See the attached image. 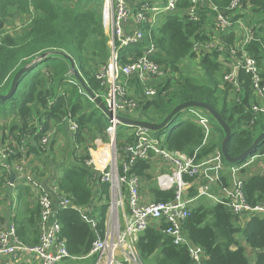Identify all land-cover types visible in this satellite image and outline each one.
Listing matches in <instances>:
<instances>
[{
    "label": "trees",
    "instance_id": "1",
    "mask_svg": "<svg viewBox=\"0 0 264 264\" xmlns=\"http://www.w3.org/2000/svg\"><path fill=\"white\" fill-rule=\"evenodd\" d=\"M129 1L135 11L143 4L152 6L157 3L155 0ZM231 1L211 0L227 14ZM158 2L165 5L167 0ZM190 5L191 0H178L175 11L164 13L152 27L143 26L145 36L139 44L123 49V53L129 51L136 57L153 46L155 50L151 59L168 73L166 80L157 85V96L140 103L139 111L131 117L161 123L180 104L188 101L207 103L231 127L227 151L231 157H237L264 132V114L252 110L257 99L250 74L241 70L239 85L229 84L224 80L227 69L218 61V48L202 56L194 51L195 43L210 40L208 30L215 12L202 8L198 19L194 20L186 12ZM238 9L244 13L235 11V20L244 17L256 25L254 39L247 50L257 59L264 76V0H240ZM17 17L26 20L15 24ZM14 26H18V30ZM108 39L103 24V0H0V94H8L15 75L26 68L14 94L0 100V141L8 144L10 149L7 163L14 169L15 163H21L30 154L44 155L48 148L42 144V138L52 128L57 133L62 132L71 142L69 160L62 166L63 174L58 185L76 207L109 199V185L99 181V174L86 165V160L90 158L89 148L95 139H108L110 120L71 72L72 60L90 89L105 103L96 74L110 56ZM236 39L233 32L222 34L220 44L232 48ZM198 57L201 75L195 69L185 68ZM136 88L143 91L138 82ZM187 110H200L208 115L213 122V137L205 143L206 130L193 119L177 126L176 120L185 112L181 111L173 117L171 128L159 130V133H166L164 146L171 151L195 156L196 160L219 149L225 165L242 168L240 173L245 180L243 188L247 203L251 206L264 203V170L261 171L264 139L244 160L231 163L222 152L225 137L222 126L204 109ZM69 115L79 125L74 135L69 133L63 121ZM133 128L118 127V142L132 141L130 131ZM21 147L25 149L21 150ZM257 160L260 166L256 165ZM151 171L152 164L147 160H140L133 168V172L144 180L150 178ZM5 175L11 178L9 171H5ZM219 182L223 186L229 184L226 176ZM31 189L23 183L18 185L14 222L19 237L29 245H36L41 236V208L38 202L31 204ZM197 193V189L192 188L189 196L194 197ZM148 194L152 201L168 202L174 198L175 190H161L149 184ZM194 201L189 206L184 230L188 239L203 250L205 264H264L263 215L245 214L242 223L240 214L222 203L206 196ZM106 207L98 204L97 230L103 228ZM58 218L60 235L70 256L63 261L86 260L96 239L95 229L76 208L60 209ZM165 226L151 225L139 235L137 249L142 261L155 256V264H194L188 248L174 244L163 231ZM245 246L254 250L252 258ZM93 261L90 264H94Z\"/></svg>",
    "mask_w": 264,
    "mask_h": 264
},
{
    "label": "built area",
    "instance_id": "2",
    "mask_svg": "<svg viewBox=\"0 0 264 264\" xmlns=\"http://www.w3.org/2000/svg\"><path fill=\"white\" fill-rule=\"evenodd\" d=\"M177 2L178 0H167L165 5H162V2L152 6L143 4L135 11L129 0H103V24L109 38L110 56L106 63L99 66L96 75L102 86L101 96L112 111L113 118L109 119L107 144L101 147L97 145L104 140L102 138L94 143L89 148L90 158L86 160V165L99 174L98 179L101 182L109 185V199L107 202L94 201L87 206L76 207L72 200L61 192L59 185L53 187L54 192L47 191L38 181L31 183L29 179L27 182L22 176L23 167H17L21 174L20 183L33 188L36 202L40 205L41 236L38 244L29 245L19 237L14 221L1 227L0 264H58L69 258L60 235L61 224L58 218V211L69 207L78 209L83 219L95 229L96 239L87 255L95 258L94 264H144L137 249V242L139 235L154 224H166L163 231L172 238L174 244L186 246L194 264H205L203 250L188 239L184 230V223L190 213L189 206L200 197L206 196L214 202L224 204L240 214V218L245 214L264 216V203L251 206L246 201L243 188L245 180L240 173L242 168H229L225 165L219 149L196 160L195 156L190 157L183 152L166 148V133L144 127L133 128L132 141H125L123 144L118 142L117 129L124 124L117 116L138 119L131 116L139 111L140 103L157 96V85L168 76L167 70L151 59L155 50L153 46L136 57L129 51L123 53V49H130L139 44L145 36L143 26L148 24L152 27L157 24L164 13L176 10ZM239 6L240 0H232L227 8L230 13L227 14L211 0H191V5L186 11L191 19L197 20L202 8H210L215 12L208 30L211 33L210 40L206 43H195L194 51L198 56H202L213 53L218 48V61L227 69L224 80L229 84L239 85L241 70L250 74L257 99L252 104V110L264 114V76L257 59L247 50V46L254 39L253 29L256 25L240 18L235 20V11L244 13L238 9ZM231 32L237 39L232 48H227L226 45L220 44V38L222 34ZM137 82L142 85V92L137 90ZM96 96L99 97L97 94ZM194 114L193 120L203 126L207 134L211 127L210 118L198 112ZM63 121L70 134L74 135L78 131L79 125L70 115ZM55 133L56 129L52 128L42 138L45 147ZM205 139L206 143L207 137ZM22 149L25 147H21ZM9 155L8 144L0 141V170L12 171L7 163ZM140 160L150 161L152 170H159V189L175 190L171 201L146 200L142 193L144 178L133 172ZM161 160L167 162V167H162ZM154 163L158 165L157 169ZM263 170L264 167L261 171ZM225 176L229 180L227 186L219 182ZM5 178L8 185L14 184L8 175H5ZM192 188L198 191L194 197L189 196ZM98 204L107 206L102 217L101 230L96 229Z\"/></svg>",
    "mask_w": 264,
    "mask_h": 264
},
{
    "label": "crops",
    "instance_id": "3",
    "mask_svg": "<svg viewBox=\"0 0 264 264\" xmlns=\"http://www.w3.org/2000/svg\"><path fill=\"white\" fill-rule=\"evenodd\" d=\"M141 1V0H137ZM147 1V0H145ZM153 1V0H148ZM156 2L160 0H155ZM241 20H245L247 23H249L248 18H240ZM244 33H242L243 35ZM194 112L198 111H192V116L195 117ZM204 117H208L203 111ZM200 113V112H198ZM201 114V113H200ZM202 115V114H201ZM101 139V138H100ZM70 140L68 138H65L62 134V132H56L54 137L50 140L47 151L44 153V155H36V154H30L28 157L26 156L25 161H22L21 163L14 164L13 170L16 173V177L14 181L11 180L13 185L5 184L4 186H0V228L4 227L6 224L10 223L11 221H14L15 213L17 211V197H18V191H17V185L22 181L20 179V172L17 170V167L22 166L24 169V173L22 176L23 178L29 182L30 180H33L35 183L38 181L42 184L43 188H45L47 191L54 192V186L59 184V179L62 177L63 169L62 166L64 163L69 160V153H68V147L70 145ZM68 150V151H66ZM66 151V152H65ZM65 152V153H64ZM261 165L264 167V159L261 161ZM260 166V164L258 165ZM262 167V168H263ZM5 177V171H1L0 173V182H2V179L6 181ZM100 181V180H99ZM101 182V181H100ZM158 187V185H157ZM159 188V187H158ZM218 188L216 189V191ZM32 196L29 198L31 204L33 203L32 199L36 198L33 193V188L31 189ZM195 201H193L194 204ZM244 215L241 216V221L243 223ZM248 251V256L253 257L254 250L250 247L245 246ZM65 262V261H62Z\"/></svg>",
    "mask_w": 264,
    "mask_h": 264
},
{
    "label": "water",
    "instance_id": "4",
    "mask_svg": "<svg viewBox=\"0 0 264 264\" xmlns=\"http://www.w3.org/2000/svg\"><path fill=\"white\" fill-rule=\"evenodd\" d=\"M25 71H26V68H23L15 75V78L13 80L12 87L9 93L6 95L0 94V100L7 99L14 94L17 88V85H18V81ZM71 72L81 81L89 97L97 104V106L101 109V111L108 117V119H112L113 118L112 111L90 89L86 81L82 78L81 74L77 70L76 65L73 60H72ZM188 108H201V109L208 111L210 115L222 126L223 130L225 131V137L222 143V152L225 158L227 159V161L231 163H236V162L244 160L247 156H249L257 148L260 142L264 139V132H263L245 153L237 157H231L227 151V142L231 137L232 129L229 126V124L224 120V118L220 115L219 112H217L211 105L204 103V102L188 101L183 104H180L176 106L161 123H153V122L146 121V120L131 119V118L123 117V116H117V119L120 120L124 125L130 126V127H144V128L158 131L166 127V125H168L171 122L172 118L177 113L181 112L184 109H188ZM10 176H11V180L14 181L16 177V173L12 170L10 171Z\"/></svg>",
    "mask_w": 264,
    "mask_h": 264
},
{
    "label": "rangeland",
    "instance_id": "5",
    "mask_svg": "<svg viewBox=\"0 0 264 264\" xmlns=\"http://www.w3.org/2000/svg\"><path fill=\"white\" fill-rule=\"evenodd\" d=\"M26 19H24V20H22V18H20V17H17L16 18V21H15V24H21V23H23V21H25ZM18 26H14V29L15 30H18ZM196 61V62H195ZM195 61H191L190 63L192 64V65H194V66H197V69H196V67H194V66H192L190 63H188V66H186L185 68L186 69H191V70H196L197 71V74H199V75H201V70L199 69V57L195 60ZM86 95V94H85ZM88 96V95H87ZM89 97V96H88ZM90 98V97H89ZM254 103V102H253ZM198 112H200L202 115H203V113L200 111V110H198ZM188 119H193V116H192V114L190 113V111H185L183 114H182V116H180L177 120H176V123H177V126H179L181 123H183V122H185V120H188ZM211 120V119H210ZM211 125V127H210V131H207V134H206V137H207V141H210V139L213 137L212 135V127H213V122L210 124ZM171 126L172 125H169V126H167L166 128H167V130L169 129V128H171ZM130 133L132 134V130L130 131ZM108 138V137H107ZM98 140H101V139H99V138H97V139H95V141H94V143H96ZM108 141V139L106 140H102V142H99V143H97V145L99 146V147H101L103 144H107L106 142ZM66 151H68V150H66ZM65 151V152H66ZM64 152V153H65ZM155 164V163H154ZM167 162L166 161H164V160H161V165H162V167H167ZM253 164H255V162L253 163ZM253 164H251V165H253ZM156 165V164H155ZM250 165V166H251ZM256 165H259V162H258V160L256 161ZM245 166H243V168H244ZM158 168V165H156V169ZM1 171L2 170H0V173H1ZM3 172V171H2ZM151 173V175H150V178L149 179H146V180H143L144 182H143V188H142V193H143V195L145 196V198H146V200H148V201H152L153 199L150 197V194H148V185L150 184L151 186H153V187H156L157 188V185H158V183H157V176H158V173H159V170L158 171H154V169L150 172ZM153 176V177H152ZM5 178V177H4ZM30 182L31 183H33V180H30ZM5 184H7L6 183V181L5 180H3L2 179V182H0V186H4ZM20 185V184H19ZM17 187H18V185H17ZM17 189V188H16ZM34 193V192H33ZM32 201H33V203H35V201H36V198H34V199H32ZM247 247H249V246H247ZM251 248V247H250ZM252 249V248H251ZM246 251H247V249H246ZM247 253H248V251H247ZM156 257L154 256H151L150 258H147V259H145L144 260V264H155L156 263V259H155ZM250 258H252V257H250ZM86 260H84V261H65V262H60V263H58V264H90V262L91 261H93L94 259L92 258V257H87V258H85ZM93 263H94V261H93Z\"/></svg>",
    "mask_w": 264,
    "mask_h": 264
},
{
    "label": "clouds",
    "instance_id": "6",
    "mask_svg": "<svg viewBox=\"0 0 264 264\" xmlns=\"http://www.w3.org/2000/svg\"><path fill=\"white\" fill-rule=\"evenodd\" d=\"M172 119H173V118H172ZM171 122H172V120H171ZM171 122H170L168 125H166V127L169 126V125H171Z\"/></svg>",
    "mask_w": 264,
    "mask_h": 264
}]
</instances>
